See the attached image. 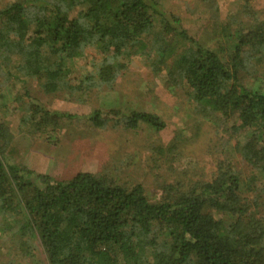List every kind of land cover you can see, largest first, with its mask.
<instances>
[{"label":"trees","instance_id":"trees-1","mask_svg":"<svg viewBox=\"0 0 264 264\" xmlns=\"http://www.w3.org/2000/svg\"><path fill=\"white\" fill-rule=\"evenodd\" d=\"M237 7L222 23L232 44L224 52L189 36L161 0H16L0 7L3 79L31 80L42 94L81 104L113 90L138 53L183 109L191 107V118L213 120L221 134L210 172L188 168L187 179H175L183 132L175 130L173 143L153 150L155 165L145 173L156 170L160 178L149 191L119 174L79 172L57 181L20 167L4 152L10 137L0 125L3 247L29 260L38 253L45 264H264V18L250 0ZM90 50L97 60L71 80L76 60ZM260 76L258 88L245 83ZM24 117L39 133L58 132L63 121L98 131L167 129L154 111L121 107L78 116L30 104Z\"/></svg>","mask_w":264,"mask_h":264},{"label":"rangeland","instance_id":"rangeland-1","mask_svg":"<svg viewBox=\"0 0 264 264\" xmlns=\"http://www.w3.org/2000/svg\"><path fill=\"white\" fill-rule=\"evenodd\" d=\"M14 1L0 0V7ZM250 2L256 10H261L264 18V0ZM161 3L163 10L178 16L188 35L206 48L224 52L232 46L229 35L221 30L222 23L236 12L238 0H161ZM213 21L218 22L217 27L213 26ZM132 56L134 58L128 59L127 72L117 80L113 90L95 94L81 104L61 93L42 94L31 80L22 83L10 77H0V125L5 126L10 137L4 147L5 154L18 166L49 175L57 181L69 180L79 172L119 174L120 179L141 180L151 191L160 178V172L156 170L153 175L145 173L155 165L153 150L159 145L173 143L176 132L183 131L180 140L182 153L176 160L173 177L187 179L188 168L192 174L198 169V175L210 172L212 158H217L218 152L214 145L220 142L217 138L221 135H216L215 122H197L191 118V107L188 109L184 105L186 109H183L180 98L164 87V76L153 77L144 58L138 53ZM92 59L97 60L91 50L77 59L70 79L90 70ZM262 78L245 83L258 88ZM30 104L78 116L94 108L154 111L165 121L167 129L155 134L142 125L136 131L121 128L98 131L86 129L83 123L63 121L58 132L39 133L34 131L31 121H23ZM38 119L37 115L34 120ZM33 256L31 260L26 259L22 252L8 250L0 242V264H45L38 253Z\"/></svg>","mask_w":264,"mask_h":264}]
</instances>
